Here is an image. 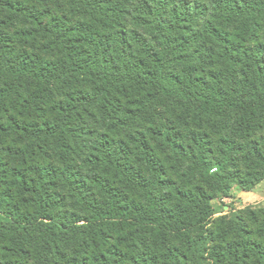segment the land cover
<instances>
[{
	"label": "trees",
	"instance_id": "obj_1",
	"mask_svg": "<svg viewBox=\"0 0 264 264\" xmlns=\"http://www.w3.org/2000/svg\"><path fill=\"white\" fill-rule=\"evenodd\" d=\"M263 179L264 0H0V264H264Z\"/></svg>",
	"mask_w": 264,
	"mask_h": 264
},
{
	"label": "rangeland",
	"instance_id": "obj_2",
	"mask_svg": "<svg viewBox=\"0 0 264 264\" xmlns=\"http://www.w3.org/2000/svg\"><path fill=\"white\" fill-rule=\"evenodd\" d=\"M156 154L161 162V164L164 166V178L172 180L174 185L176 187L181 188H190L192 185H200L201 183L198 182V180H192L187 181L188 178H186V167L184 165H180L176 163V161H172L170 156L168 154L160 149H156ZM215 170L212 169V172ZM215 172V171H214ZM109 182L112 186L117 188L120 193H124V195L130 197V198H136L132 193L127 192L124 188H122V185L118 183L115 179L109 176ZM54 195L59 200L65 201V208L69 211L76 212L74 209H72L71 200L69 197L68 192H66L63 189L56 188L54 189ZM139 202L140 200L137 199ZM259 206H264V179L258 183L256 186H254L251 190L245 191L240 186L232 183L228 190L222 194L220 192L215 193V196L211 200V207H212V218H218L220 216H230L234 213H240L241 211L245 210L246 208H255ZM121 226L119 222H116L114 226L112 225L111 230H113L116 238L123 237L126 232L128 231V228L125 229H119L118 227ZM205 229V228H203ZM203 229H196L194 232H201ZM164 231L157 227L148 228V230H145V238L148 241V246H150V249L153 247H156V242L163 237ZM168 234V233H167ZM114 238V236H113ZM114 239L111 240L113 242ZM179 239L174 238L170 234H168L165 237L164 243L169 244L170 247H179ZM4 240L0 239V256L1 258H6L5 252L2 249V246H4ZM164 244H162L160 249H162ZM126 245H123V251L125 250ZM129 251V249H127ZM164 253V250H160L157 252V257H160L161 254ZM65 254L69 255L70 257L72 255L69 254V252H65ZM23 260L19 261L22 264H36L34 261V257L32 253H30L29 256H23ZM18 259V258H17ZM12 260V259H11ZM15 260V259H13ZM19 260V259H18Z\"/></svg>",
	"mask_w": 264,
	"mask_h": 264
}]
</instances>
